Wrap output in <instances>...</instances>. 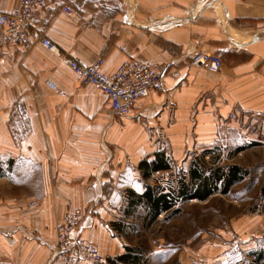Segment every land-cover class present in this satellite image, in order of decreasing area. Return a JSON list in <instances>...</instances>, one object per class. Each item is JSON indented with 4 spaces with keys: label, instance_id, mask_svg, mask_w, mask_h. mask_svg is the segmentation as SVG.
Returning <instances> with one entry per match:
<instances>
[{
    "label": "crops",
    "instance_id": "1",
    "mask_svg": "<svg viewBox=\"0 0 264 264\" xmlns=\"http://www.w3.org/2000/svg\"><path fill=\"white\" fill-rule=\"evenodd\" d=\"M19 2L0 0V12ZM37 17L61 55L39 42L0 46V261L50 260L55 224L69 207H88L81 234L114 259L124 249L104 226L113 195L142 192L157 171L172 169L170 159L236 144L238 112L245 123L247 112L264 115V0H47ZM199 51L217 53L220 72L192 66ZM62 55L103 56L106 74L131 57L156 63L163 88L137 100L126 117L102 112L105 94L71 70L60 75ZM49 78L66 95L51 92ZM157 152L168 168L146 175L141 164ZM12 195L36 204L1 198Z\"/></svg>",
    "mask_w": 264,
    "mask_h": 264
},
{
    "label": "rangeland",
    "instance_id": "2",
    "mask_svg": "<svg viewBox=\"0 0 264 264\" xmlns=\"http://www.w3.org/2000/svg\"><path fill=\"white\" fill-rule=\"evenodd\" d=\"M66 7L68 6H62L63 10L68 11ZM37 12L31 33L34 36L40 31L44 36L38 39L32 36V40L24 47L30 45L31 42H39L43 48L48 50L47 47H44L46 35L44 27L37 17ZM193 55L189 62L192 61ZM218 57L222 67V59L219 55ZM60 60V75L62 77L68 76L71 69L66 68L63 59ZM221 67L217 73L220 72ZM158 69L164 78L163 71ZM70 75L79 78L72 70ZM46 81H53L50 78L45 80V85L51 92L60 96L66 95V92L58 87L55 82L53 83L56 87L53 89L47 86ZM91 86L99 91L96 86ZM100 102L98 100L100 111L111 112L108 99H106L107 103L105 102L102 106H100ZM19 106L22 107L21 104H16L18 112H21ZM80 112L82 111L80 110ZM247 113H249L246 114L247 123L244 122L245 114L237 113L236 123L238 126L236 132L238 139L236 144H232L233 141H227L224 145L218 144L214 148H207L208 152L203 149H196L193 153L188 152L183 160L174 157L175 159H170L172 169L161 173L157 171L158 173L153 175L154 180L149 184H158L163 187L164 191H168L169 185L176 188L181 178L186 181L189 180L191 167L199 160L206 166L205 171L208 168V172L212 169L220 170L219 168L225 171L230 165L235 164L242 170L241 178L230 184L224 191L222 182L218 180L217 190L207 199L199 200L194 197L179 199L171 208L167 211H160L155 217L148 215L143 203L130 205L131 197L124 194L125 192L118 191L109 202V206H112L114 210L106 213L109 221L106 225L104 223V226L106 232L108 234L110 232L112 235L109 236V234L108 237L111 240L118 239L120 244H123V254L130 253L133 260L130 258L129 261H122L119 256H114V259H105L100 264H264V188L262 186L264 183V115L259 112ZM240 115L243 116L242 120ZM244 123L245 126H243ZM243 135H247L250 139L244 141ZM231 136H233L232 133ZM157 143L158 146L162 147L160 150L163 149L170 158L172 154L168 155L169 149L166 147V141L159 134L157 135ZM93 151L94 153L98 152L94 156L96 154L99 156L102 152L98 149ZM0 187H5V185L0 182ZM134 193L140 194L141 192L134 191ZM6 197L14 202L24 199L28 208L36 204L34 199L28 200L22 196H1L3 199ZM101 199L103 198L96 197L98 201ZM103 201H106L107 205V200L104 199ZM74 208L77 207H69L62 212L55 224V229L64 213ZM79 209L81 211V234L82 220L88 211V207ZM91 242L93 245L96 244ZM54 246L55 242L53 252ZM94 246L96 247V245ZM53 252L48 261H32L26 264H62L53 256ZM99 252L104 258H107L104 253ZM1 261L7 262L6 264H14L6 259ZM83 262L97 264L88 260H83L80 264Z\"/></svg>",
    "mask_w": 264,
    "mask_h": 264
},
{
    "label": "built area",
    "instance_id": "3",
    "mask_svg": "<svg viewBox=\"0 0 264 264\" xmlns=\"http://www.w3.org/2000/svg\"><path fill=\"white\" fill-rule=\"evenodd\" d=\"M47 0H20L16 7L0 12V46H24L32 38L44 36L40 31L32 35L31 27L36 21L35 13L42 9ZM69 10V7H66ZM33 36V37H32ZM44 47H56L44 37ZM63 61L79 77L81 83L92 84L106 95L110 111L119 116H128L135 103L150 91L163 88V75L156 63H147L136 57L121 62L113 72L106 74L101 70L103 56H98L93 62H87L79 57L63 55ZM192 65L210 72H217L221 60L215 53L196 52ZM47 86L55 89V84L46 81ZM22 112V107L19 106ZM81 211L79 208L66 211L55 229V246L53 256L62 264H80L83 260L92 263H103L105 258L98 249L80 236ZM7 262L0 261V264ZM9 264V263H8ZM36 264V263H29Z\"/></svg>",
    "mask_w": 264,
    "mask_h": 264
},
{
    "label": "trees",
    "instance_id": "4",
    "mask_svg": "<svg viewBox=\"0 0 264 264\" xmlns=\"http://www.w3.org/2000/svg\"><path fill=\"white\" fill-rule=\"evenodd\" d=\"M205 167L201 160L196 161L191 167L189 180L186 181L181 178L176 188L173 185H169L167 187L168 191H164L163 187H160L158 184L145 185L140 194L130 191L127 193L131 197H129V203L130 205L143 203L148 215L155 217L160 211H167L179 199L184 200L189 197L198 198L199 200L207 199L209 195L217 190L218 180L222 182L224 191L230 184L235 183L243 175L241 168L235 164L230 165L225 171L219 168L220 170L212 169L213 172H211L212 170L208 172V168L205 171ZM141 168L147 175L151 174L154 170L168 168V164L163 155L157 152L155 159L150 163H142ZM262 186L264 188V183ZM130 258H132L130 253L119 255V259L122 261H129Z\"/></svg>",
    "mask_w": 264,
    "mask_h": 264
},
{
    "label": "bare ground",
    "instance_id": "5",
    "mask_svg": "<svg viewBox=\"0 0 264 264\" xmlns=\"http://www.w3.org/2000/svg\"><path fill=\"white\" fill-rule=\"evenodd\" d=\"M11 9V8H10ZM50 52H52V53H54L55 55H57L58 53H59V51L57 50V48L56 47H54V46H52V47H50L49 49H48ZM59 55H61V54H59ZM64 56L62 55V58H63ZM192 65V64H191ZM192 66H194V65H192ZM79 234H80V231H79ZM80 236H81V234H80ZM82 237V236H81Z\"/></svg>",
    "mask_w": 264,
    "mask_h": 264
}]
</instances>
